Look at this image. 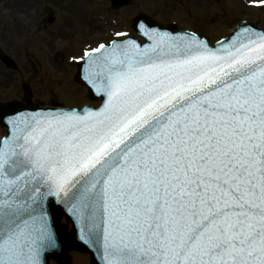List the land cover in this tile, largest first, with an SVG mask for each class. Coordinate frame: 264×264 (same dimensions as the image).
Listing matches in <instances>:
<instances>
[{"label": "snow or ice", "instance_id": "1", "mask_svg": "<svg viewBox=\"0 0 264 264\" xmlns=\"http://www.w3.org/2000/svg\"><path fill=\"white\" fill-rule=\"evenodd\" d=\"M144 35L81 57L98 109L9 121L0 264H45L54 203L103 264H264V31Z\"/></svg>", "mask_w": 264, "mask_h": 264}, {"label": "rangeland", "instance_id": "2", "mask_svg": "<svg viewBox=\"0 0 264 264\" xmlns=\"http://www.w3.org/2000/svg\"><path fill=\"white\" fill-rule=\"evenodd\" d=\"M88 3L95 11V14H90L91 20L85 18L86 11H82L80 7L72 8L76 14L74 17L78 21L77 25L85 29L87 35L85 38L79 36L76 40L72 37L61 40V44L69 46L65 51V60L58 65L57 73L52 71L53 65L50 64L46 83H49L50 94L54 98L59 100L60 95V100H57L59 105L82 106L86 103H98L97 100L90 99L84 86L75 80L72 81L76 66L70 59L80 56L82 49L89 45L119 38L117 33L129 32L130 35L139 37L131 26L133 17L139 13H146L164 25L175 22L180 29L196 32L208 39L211 44L226 37L232 26L240 20H251L264 27V3H261V0H130L128 5L120 9L110 8V2L107 0H88ZM56 30L57 28L52 27L50 31ZM13 37L19 38L15 35ZM1 78L0 92L3 95L14 96L12 90L13 84L17 83L16 80L14 83L8 81L9 76L3 72ZM40 79H43V76ZM70 227L69 224L68 229ZM72 255L75 257L73 264H88L87 261L83 262L87 259L85 253L81 255L75 252Z\"/></svg>", "mask_w": 264, "mask_h": 264}, {"label": "flooded vegetation", "instance_id": "3", "mask_svg": "<svg viewBox=\"0 0 264 264\" xmlns=\"http://www.w3.org/2000/svg\"><path fill=\"white\" fill-rule=\"evenodd\" d=\"M75 6L86 11L85 18L91 20L92 9L88 0H0V82L2 72L9 76L8 81L17 82L15 85L11 83L14 96L0 92V102H25V86L26 98L30 102L40 106L59 104L58 99L50 94L46 79L50 64L53 65L52 71L57 73L58 65L65 60V51L69 46L65 47L60 41L67 37L76 40L87 35L86 30L77 25L72 9ZM52 27L57 30L50 31ZM5 56L17 63V69L3 65L1 57ZM42 76L43 79H40Z\"/></svg>", "mask_w": 264, "mask_h": 264}, {"label": "water", "instance_id": "4", "mask_svg": "<svg viewBox=\"0 0 264 264\" xmlns=\"http://www.w3.org/2000/svg\"><path fill=\"white\" fill-rule=\"evenodd\" d=\"M129 0H117L114 4L116 7H120L124 4H127ZM143 23L145 25V29L140 28V24ZM133 27L140 32L141 34L144 35V31L147 29H158L161 32H168L171 33L172 35H182L186 34L189 32L186 31H175V25H172L170 27H163L159 22L154 21L151 19L149 16L146 14H140L136 16L133 20ZM251 28L254 29L258 32L264 31L263 29L257 27L254 23L248 22V21H242L239 24H237L232 31V34L227 38L224 39L221 42H226L229 38H231L235 32L241 30L242 28ZM147 38V42L144 44H141L139 41L135 39H129V40H135L137 44H139L141 47L148 45L152 43V41L149 39L148 36L144 35ZM201 39V38H200ZM204 40V39H202ZM127 41V40H126ZM205 41V40H204ZM123 42H117V43H124ZM221 42L216 43V47L219 46ZM210 47V46H209ZM98 55V54H97ZM7 63L11 66V61L7 60ZM85 61L82 63L81 68L77 74V80L81 83H85L89 86L90 88V94L91 96L94 97H101L102 99V104L104 100L106 99L105 96L101 94H97L96 91L87 83L85 80ZM101 104V106H102ZM100 106V107H101ZM98 109V108H93V107H86L83 110L79 111L77 109H69V108H64V109H40L36 105H28L24 106L20 103H11L8 105H1L0 104V120L4 126H6V131L8 132V136L11 134V128L12 125L9 123V121L18 118L21 115H27V114H33V113H46V112H56V111H78L83 113L87 109ZM52 211H51V217H52V229L55 233L56 236V241H57V247L51 249L47 253H45L44 259H45V264H49V259L50 258H55L60 264H69V257H68V251L72 248L82 250V251H88L92 255V264H103L102 263V249L97 248L93 244H89L85 241V239H81L80 236V228L79 224L76 221V219L69 213L66 208L62 205L59 204H52L51 205ZM65 215L68 221H71L73 223V229L71 232L67 233L65 230V226L61 224L60 220L62 216Z\"/></svg>", "mask_w": 264, "mask_h": 264}]
</instances>
